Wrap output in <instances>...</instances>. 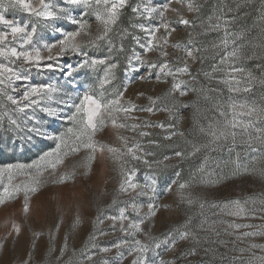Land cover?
<instances>
[{"label":"rangeland","instance_id":"1","mask_svg":"<svg viewBox=\"0 0 264 264\" xmlns=\"http://www.w3.org/2000/svg\"><path fill=\"white\" fill-rule=\"evenodd\" d=\"M138 2L139 0H130L133 6ZM150 2L159 5L164 0ZM194 3L198 6V11L189 12L186 7L173 0L172 6L180 8L184 18L192 21L194 26L174 24L177 31L169 37L170 44L179 42L182 46L201 49L195 53V60L187 61L195 79L188 75L180 77L187 82V94L181 96L176 92L174 95H167L173 82L171 77L167 78V83H157L154 78L151 81L134 80L128 85L125 94L126 99L136 103L138 107L152 106L149 97L156 100L152 114L137 110L131 116L138 119L129 120V124H143L147 121L165 125L163 129L142 127L136 132L119 130L120 135L129 138L130 144L138 142L146 151L153 153L144 157L149 164H144L143 160H132L130 156L115 160L106 150L103 153L97 152L87 175H84V168L77 167L74 180L64 184H45L32 197L31 211L27 217L22 212L23 194L0 205V264H24L25 260H30L31 264H132L137 254L128 253L134 239H139L152 248L148 253L149 257L173 261L174 264H248L253 252L257 256L264 255L260 249L248 250L253 243L264 245V234L237 239L244 232L264 233V142L257 139L258 136H264V133H257L254 128L247 133L236 129L238 135L233 143L231 137L213 142L207 131L210 123L223 119L219 117L216 105L227 104L230 97L238 103L264 108V86L259 83L264 79V0H194ZM86 11L74 9L73 16L77 20H87L92 33H96L98 22L95 15L89 13L82 16L81 13ZM5 15L18 23L31 22L33 19L19 10L9 11ZM221 16L223 19L218 21L217 17ZM168 17L173 21L177 19L176 14L171 12ZM224 19L229 21L227 31L231 38L242 34V39L237 43L243 56L235 63L245 70L244 73L237 74L238 77L244 79L250 72L256 78L248 93H229L227 85L219 82L226 78L227 65L222 66L224 71L213 73L215 79L204 75L205 72L212 73V65L218 64L225 52L223 47H216L225 35ZM133 21L129 7L122 12L114 26L112 36L117 46L120 43L119 33L129 28ZM56 23L65 31H74L77 27L64 20ZM217 23L221 27L213 30L212 26ZM40 36L48 42L60 38L59 34L50 29H40ZM189 39L193 41L191 45H188ZM123 42L128 52L134 47L136 51H141L131 39ZM167 50L171 54L169 59L184 57L183 47L180 50L169 47ZM228 50H231V46ZM88 51L98 58L108 54L106 44ZM126 54L118 57L120 68L116 72L114 87H120V90H123L121 86L130 79L124 72ZM148 57L155 60L157 53H149ZM80 59L78 56L65 57L62 63L75 65ZM104 67L100 65L94 70L85 68L79 71L75 79L83 86V91L91 89L96 94L100 93L98 86L104 76ZM140 74L142 73L135 75ZM62 79L59 72H32V83ZM243 86L244 84L241 85ZM112 90V87L108 88L109 93ZM141 92L144 93L143 96L138 95ZM11 109L10 104L6 108L0 106V167L25 166V171L17 173L13 181L21 183L27 180L29 171L34 174L35 170H29L27 166L38 162L44 153L53 151L57 141L38 136L28 139L26 128L32 126L33 122L28 120L32 111L17 114ZM5 111L19 120L21 128L10 127ZM67 114L70 113H64ZM36 115L41 118L44 130L53 136L64 133L70 126L63 119H51L39 111ZM228 118L231 119V115ZM239 119L245 123L251 119L255 121L254 127L264 129V121L256 120L255 116ZM139 131H148L151 135L141 138ZM171 133L175 135L166 139ZM95 140L121 148L117 129L111 124L97 132ZM149 140L155 143L149 144ZM176 151L183 152L184 157H176ZM85 155L82 150L67 157L58 168V173L71 171L74 165L83 161ZM122 167L125 171H133V182L141 186L150 184L154 178L157 181L155 202L161 205L157 214L141 226L143 231L133 236L121 232L119 221L113 228V221L109 217L119 216L120 210L124 209L128 217L124 221L126 226L128 222L142 218L151 201L148 196L136 195L131 190L129 194L120 191ZM7 182L6 175L0 178V196ZM180 184L188 187L180 189ZM189 200L192 202L189 203ZM233 201H240L245 208L243 216L230 214L236 211L231 203ZM140 206L141 215L137 216L135 208ZM100 220L103 222L100 223ZM13 223L20 226L18 235L12 230ZM230 224L252 227L233 229L229 227ZM177 230L188 231L192 235L185 240L177 239L175 248L168 251L163 246L160 249L154 247L168 233H175ZM35 232L41 233L38 239L34 238ZM101 232L104 235H100ZM94 235L95 248L92 247L91 240ZM123 241L128 242L120 249L124 256L122 260H117V250L113 245ZM101 247L110 248L111 251L101 252ZM61 249H64L63 254ZM193 249L196 254L187 255ZM240 249L245 251L241 254ZM85 255H92V260L85 259ZM234 257L241 258L233 259ZM252 264L259 262L253 261Z\"/></svg>","mask_w":264,"mask_h":264},{"label":"snow or ice","instance_id":"2","mask_svg":"<svg viewBox=\"0 0 264 264\" xmlns=\"http://www.w3.org/2000/svg\"><path fill=\"white\" fill-rule=\"evenodd\" d=\"M174 2L182 7H186L189 12L198 11V6L194 0H174ZM173 0H164L163 3L156 5L150 0H139L134 6L130 4V0H0V106H12L11 111L17 114H26L29 110L32 114L28 116V120L32 121V126L27 127L26 131L29 134L28 139L33 136L41 138L53 139L57 141L56 148L53 151L44 153L40 160L33 165L27 166L29 170L34 169V174L29 171L27 180L21 183H14V178L17 173L24 172L23 165H7L0 167V178L7 176V184L3 186V194L0 196V205L8 200L15 199L20 194H23L22 212L25 217L31 211V199L37 194L41 188L48 183L64 184L70 180H74L76 176V168L81 167L86 171L87 175L96 159V153H103L105 150L111 154L115 160H120L125 156H130L132 160H143L144 164H149L145 156H150L153 153L146 151L138 142L130 144L129 138L120 135L119 130L136 132L140 128L160 127L165 128L164 124H151L145 121L143 124L131 123L128 121L138 119L131 116L135 111H142L152 114L155 110L156 100L149 97V107H138L131 100L126 99L128 85L134 80L151 81L157 83H167V78H172L171 88L167 95H174L179 92L181 96L187 94V82L180 77L188 75L192 77L188 59L195 60V53L201 49H193L190 46H182L179 42L170 44L169 37L177 31L174 24L183 25L186 27L194 26L192 21L184 18L180 8L173 7ZM131 7L134 21L130 23L129 28L121 30L119 33L120 43L113 39L112 33L114 26L117 25L122 12ZM87 10L81 15L94 13L95 19L98 22L96 33H92L87 20H77L73 16L74 9ZM19 10L27 16L33 18L31 22L18 23L13 19L6 17L5 13L9 11ZM176 14L175 21L168 17V13ZM223 17H217L221 20ZM64 20L68 23L77 25L74 31H65L57 21ZM228 20L224 19L225 35L216 47H223L224 54L221 56L218 64L212 65V73L205 72L204 75L209 79H215L213 73L224 71L222 66L227 65L226 78L220 79L219 82L227 85V90L232 94L241 92L248 93L251 89V83L255 81V77L249 72L246 78L242 79L237 74L244 73V68L236 66V61L242 59L243 52L237 41L242 39V34L231 38L227 31ZM221 27L220 23L212 26L213 30H218ZM40 29H50L59 34L60 38L45 41L40 36ZM131 39L134 45L141 51H136L134 47L130 52L125 48L124 40ZM193 41L189 39L188 45ZM101 44L107 45V55L98 58L93 57L88 49L97 48ZM231 46V50L229 49ZM180 50L183 47L184 57H176L169 59L170 53L167 50ZM156 52L155 60L149 59L148 54ZM127 53L124 57V72L130 77L121 87H114L116 81V72L120 68L118 57ZM78 56L80 61L73 65L62 63L65 57ZM182 64V66H180ZM103 65L104 76L100 79L99 94L89 89L83 91L81 85L77 83L76 76L81 69H96L97 66ZM146 69V71H143ZM38 74H47L59 72L61 80L50 81L48 83H32V72ZM136 73H142L136 76ZM195 79V77H192ZM261 86H264V79L259 81ZM244 84L243 87L241 85ZM182 86H184L182 88ZM112 87L111 93L108 88ZM81 91L83 94L81 95ZM143 96L144 93H138ZM111 96V98H107ZM216 108L219 112L217 121L210 123L208 126V134L212 137L213 142L221 139L227 140L232 138L235 143L238 135L236 129H241L247 133L250 129L257 133H264V129L254 127L255 121L249 119L247 123L239 119V117L247 116L249 118L255 116L256 120L264 121V108H258L254 104L238 103L232 98L225 105L217 104ZM168 111V109H164ZM39 111L44 113L46 117L51 119H63L70 126L60 135L53 136L44 130L41 118L36 115ZM65 112L70 114L64 115ZM4 115L8 117L10 127L16 129L21 128V124L17 118H12L7 111ZM231 115V119H229ZM109 124L114 129H117V138L121 141V148H116L101 144L95 140L97 132L102 131ZM168 127H171L169 125ZM202 131H204L202 129ZM139 137L150 136L148 131H139ZM175 133L166 136V139H171ZM135 138H133L134 140ZM264 142V136H258ZM149 144L155 141H148ZM86 153L83 161L74 165L73 169L68 172L58 173V168L64 164L65 159L71 155ZM255 150V149H253ZM198 151V149H197ZM175 156L184 157V153L176 151ZM167 160L168 157H165ZM134 172L131 170L125 171L121 168V184L120 191L129 194V190L140 196H148L147 212L142 218L136 221H130L125 226L124 221L128 220L125 215V210L121 209L119 216L109 217L113 221V228L116 227V222H120V230L128 236H133L135 233L143 231L142 225L147 220L157 214V210L161 205L157 204V181L153 178L150 184L139 185L133 182ZM179 175V173H177ZM180 189L188 187L186 184H180ZM171 186H169V190ZM189 203L192 201L189 200ZM236 211L231 212L233 216H243L245 208L240 201L231 202ZM247 203V201L245 202ZM203 206V205H201ZM227 206V205H226ZM141 207H136L137 216L141 215ZM166 207V206H164ZM99 220V218H98ZM79 222L77 218V223ZM100 223L103 221L100 220ZM57 228L59 225L56 226ZM230 228L240 229L242 227H252L251 225L230 224ZM12 230L18 235L21 231L20 226L16 223L12 224ZM264 233L260 232H244L237 239L242 237L256 236ZM34 238L38 239L41 235L35 232ZM104 235V233H100ZM192 234L188 231H179L168 233L164 240L156 242L154 247L160 249L162 246L166 251L175 248L177 239H188ZM92 247L95 248L96 236H92ZM127 241L113 245L117 250L115 259L122 260L124 253L120 251L123 244ZM252 249H260L264 252V245L251 244L249 251ZM101 252H109L110 248L101 247ZM152 248L142 243L139 239H134L129 255L137 254L133 259L132 264H174L173 261L158 260L155 256L149 257L148 253ZM64 249H61L63 254ZM245 249H240L241 254ZM193 249L187 255H195ZM94 255V254H93ZM92 255H85V259L92 260ZM234 257L233 259H240ZM253 261H258L259 264H264V255L257 256L255 252L248 264ZM24 264H31L30 260H25Z\"/></svg>","mask_w":264,"mask_h":264},{"label":"bare ground","instance_id":"3","mask_svg":"<svg viewBox=\"0 0 264 264\" xmlns=\"http://www.w3.org/2000/svg\"><path fill=\"white\" fill-rule=\"evenodd\" d=\"M82 90L84 89L83 86H81Z\"/></svg>","mask_w":264,"mask_h":264}]
</instances>
